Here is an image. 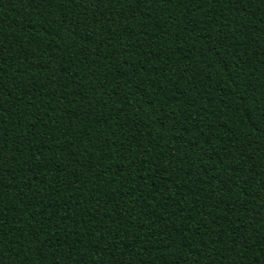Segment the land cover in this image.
<instances>
[{
    "label": "trees",
    "instance_id": "trees-1",
    "mask_svg": "<svg viewBox=\"0 0 264 264\" xmlns=\"http://www.w3.org/2000/svg\"><path fill=\"white\" fill-rule=\"evenodd\" d=\"M0 264H264V0H0Z\"/></svg>",
    "mask_w": 264,
    "mask_h": 264
}]
</instances>
